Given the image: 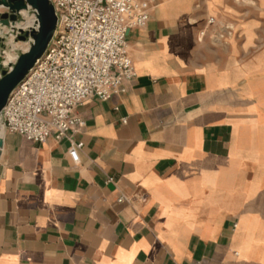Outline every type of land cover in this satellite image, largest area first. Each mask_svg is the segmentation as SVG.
Masks as SVG:
<instances>
[{"label":"crops","instance_id":"1","mask_svg":"<svg viewBox=\"0 0 264 264\" xmlns=\"http://www.w3.org/2000/svg\"><path fill=\"white\" fill-rule=\"evenodd\" d=\"M155 1L123 94L3 134L0 264H264V0Z\"/></svg>","mask_w":264,"mask_h":264},{"label":"built area","instance_id":"2","mask_svg":"<svg viewBox=\"0 0 264 264\" xmlns=\"http://www.w3.org/2000/svg\"><path fill=\"white\" fill-rule=\"evenodd\" d=\"M51 1L58 17L55 37L11 94L0 124L4 133L36 144L50 136L56 140L68 138L81 123L74 111L85 100L105 101L125 92L123 82L135 78L127 52V33L145 26L149 11L156 5L155 0ZM31 18L35 21L33 14ZM208 23L214 24V19ZM17 24L15 31L0 29V35L7 36L6 48L18 36ZM6 48L0 51L2 65ZM81 147L73 144L71 152Z\"/></svg>","mask_w":264,"mask_h":264},{"label":"water","instance_id":"3","mask_svg":"<svg viewBox=\"0 0 264 264\" xmlns=\"http://www.w3.org/2000/svg\"><path fill=\"white\" fill-rule=\"evenodd\" d=\"M0 29L3 27L15 31V26L22 19V12H29L35 17L32 27L17 29L16 43H28V49L16 54L13 63L3 67L0 58V124L3 110L14 90L29 76L36 64L42 59L55 37L58 17L51 0H0ZM7 36L0 35V51L5 49ZM7 46L6 49H8ZM3 139L0 138V150Z\"/></svg>","mask_w":264,"mask_h":264},{"label":"rangeland","instance_id":"4","mask_svg":"<svg viewBox=\"0 0 264 264\" xmlns=\"http://www.w3.org/2000/svg\"><path fill=\"white\" fill-rule=\"evenodd\" d=\"M1 11V10H0ZM26 13V12H25ZM26 16H27V21L30 19V22H29V25L28 26H26V28L28 29V28H30V27H32L33 26V22H34V20L31 18V14L30 13H26L25 14ZM23 16V15H22ZM21 21L23 22V23H25V19H24V17H23V19H21ZM19 23H21V22H19ZM26 28H22L21 27V29H26ZM12 41V40H11ZM12 45L13 46H9V48L7 49V51H6V54H5V59H4V61H3V65L4 66H6L7 64H9V63H13L14 61H15V59H16V54H20L21 52H24V51H26L27 49L25 48V45H26V43H16L15 44V42L14 41H12ZM8 53H10V54H12L13 56H14V59H7L6 57H7V55H8Z\"/></svg>","mask_w":264,"mask_h":264},{"label":"bare ground","instance_id":"5","mask_svg":"<svg viewBox=\"0 0 264 264\" xmlns=\"http://www.w3.org/2000/svg\"><path fill=\"white\" fill-rule=\"evenodd\" d=\"M25 14H26L25 12H22V13H21V15H23V17H24V19H25V23H18L17 26H18L19 28H21V27H22V28H23V27L26 28V26L29 25L30 19L27 21V16H26ZM9 44H10L11 46H13L11 40L9 41ZM28 46H29V44L26 43L25 48L28 49ZM6 58H7V59H14V56H13L12 54L8 53V55H7ZM3 134H4V131H3V129L0 127V138H2Z\"/></svg>","mask_w":264,"mask_h":264}]
</instances>
